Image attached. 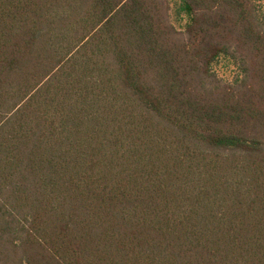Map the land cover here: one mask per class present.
<instances>
[{
  "label": "trees",
  "instance_id": "1",
  "mask_svg": "<svg viewBox=\"0 0 264 264\" xmlns=\"http://www.w3.org/2000/svg\"><path fill=\"white\" fill-rule=\"evenodd\" d=\"M0 264H264V0H0Z\"/></svg>",
  "mask_w": 264,
  "mask_h": 264
}]
</instances>
